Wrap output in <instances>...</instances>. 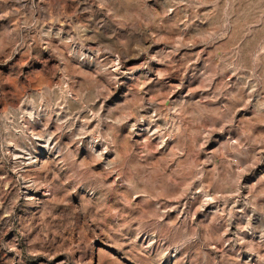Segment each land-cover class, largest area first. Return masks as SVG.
Returning <instances> with one entry per match:
<instances>
[{"label":"rangeland","instance_id":"374dc122","mask_svg":"<svg viewBox=\"0 0 264 264\" xmlns=\"http://www.w3.org/2000/svg\"><path fill=\"white\" fill-rule=\"evenodd\" d=\"M0 264H264V0H0Z\"/></svg>","mask_w":264,"mask_h":264}]
</instances>
